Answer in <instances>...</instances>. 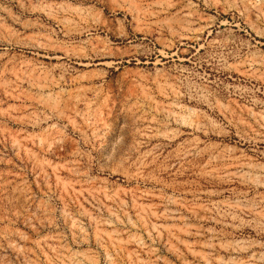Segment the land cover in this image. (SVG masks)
I'll use <instances>...</instances> for the list:
<instances>
[{
  "label": "rangeland",
  "instance_id": "1",
  "mask_svg": "<svg viewBox=\"0 0 264 264\" xmlns=\"http://www.w3.org/2000/svg\"><path fill=\"white\" fill-rule=\"evenodd\" d=\"M0 264H264V0H0Z\"/></svg>",
  "mask_w": 264,
  "mask_h": 264
}]
</instances>
